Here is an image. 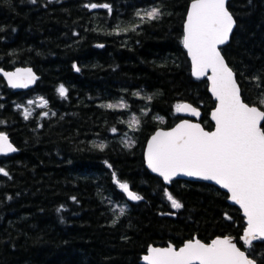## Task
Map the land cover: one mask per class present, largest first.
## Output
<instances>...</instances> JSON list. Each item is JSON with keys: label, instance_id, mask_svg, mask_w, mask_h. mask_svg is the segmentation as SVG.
Instances as JSON below:
<instances>
[{"label": "trees", "instance_id": "16d2710c", "mask_svg": "<svg viewBox=\"0 0 264 264\" xmlns=\"http://www.w3.org/2000/svg\"><path fill=\"white\" fill-rule=\"evenodd\" d=\"M191 1L0 0V68L30 66L39 76L26 92L0 80V133L18 150L0 156L9 174H0V264H142L150 246L224 236L264 264L263 241L240 242L244 217L225 192L184 180L167 186L144 165L148 138L182 119L177 104L196 106L213 128L207 81L192 77L182 43ZM153 7L160 17L142 22L137 13ZM228 8L236 27L222 53L243 100L264 110V0H230ZM41 98L46 107L37 106ZM120 103L127 107H102ZM101 143L103 151L94 147ZM113 173L143 199L128 200Z\"/></svg>", "mask_w": 264, "mask_h": 264}, {"label": "snow or ice", "instance_id": "6c2138e0", "mask_svg": "<svg viewBox=\"0 0 264 264\" xmlns=\"http://www.w3.org/2000/svg\"><path fill=\"white\" fill-rule=\"evenodd\" d=\"M85 7L94 9L108 6L91 4ZM161 14L156 7L137 13L142 22L145 19H158ZM234 24V18L226 8V0H192L182 43L191 58L193 76L197 79L207 76L211 83L210 90L218 102L212 113L215 131H205L200 124L187 120L171 131H158L148 143L146 160L148 168L162 177L165 184L183 175L213 181L226 189L231 200L239 205L246 217L247 228L242 239L250 248L252 240L264 239V127L261 126L264 110L249 106L242 100L234 73L219 50V46L228 41ZM128 30L135 31V27L125 29ZM116 34L119 35V31ZM3 75L11 88H27L37 79L31 69H17ZM58 93L61 98H67V90L63 85L59 87ZM147 99L150 101L151 97ZM32 103L29 101V104ZM260 104L264 105V98H261ZM37 106L46 107L47 102L41 98ZM102 107L117 110L127 105L107 104ZM176 112H187L196 117L200 115L196 108L188 104H177ZM144 114L147 115V112ZM23 115L28 120L30 109L25 108ZM139 123L137 117L133 116L129 127L136 131ZM94 147L103 151L106 145L94 144ZM16 151L9 137L0 133V155ZM0 174L9 175L4 168H0ZM113 181L128 200L143 199L130 190L127 182H121L115 173ZM164 194L173 209L183 207L167 189ZM120 215H124L123 208L120 209ZM143 260L145 264H254L228 237L214 239L211 243L193 239L179 249L172 245L165 248L150 247Z\"/></svg>", "mask_w": 264, "mask_h": 264}, {"label": "water", "instance_id": "95a60500", "mask_svg": "<svg viewBox=\"0 0 264 264\" xmlns=\"http://www.w3.org/2000/svg\"><path fill=\"white\" fill-rule=\"evenodd\" d=\"M229 1H230V0H226V8H227L228 11H229V8H228V3H229ZM191 2H192V1H191ZM191 2L189 3V6H188V8H187V12H186V15H185V20H184V23H183V35H184V25H185V22H186L187 14H188V12H189V10H190ZM229 12H230V11H229ZM230 14H231V12H230ZM231 15H232V14H231ZM232 16H233V15H232ZM233 18H234V17H233ZM234 21H235V18H234ZM235 27H236V21H235V24H234L233 30H232V32H231L230 35H229V39H228V41H227L225 44L219 46V50H220V52H221V55H222V57L224 58L225 63H226L227 65H228V63H227V61H226V59H225V57H224V55H223V53H222V48H224L227 44H229V42H230V40H231V37H232V34H233L234 30H235ZM183 48H184V47H183ZM184 50L186 51L187 58H188V60L190 61V68H191V74H192V61H191L190 56H189L188 53H187V50H186L185 48H184ZM228 67L233 71V69H232L229 65H228ZM17 69H22V70L31 69L32 73L37 77L36 81H35L33 84H31L29 87H27V88H11V87L8 85L7 79L5 78V76L3 75V73H5V72H15ZM233 73H234L235 80H236V82H237L236 74H235L234 71H233ZM209 75H210V73H209ZM192 77H193L194 79H197L195 76H193V74H192ZM0 79H3V81L5 82V84L7 85V87H8L9 89H11L12 91H14V92H25V91H29V90L33 89V88L36 86V83H37V81H38V79H39V76L37 75V73L35 72V70H34L32 67H30V66H19V67H15L14 69H10V70H5V69H3V68H0ZM197 80H206V81H207V84H208V93H209V95L211 96L213 102L215 103L213 109L210 111V114H209V120H210V122L213 124V128H212L211 130H208V129L204 128L203 124L201 123L202 112H201V110H200L199 108H197L196 106H194V105H192V104H190V103H188V102H183V103H181V104H188V105H191L193 108H196L197 111L200 113L199 117L192 116V115L188 114L187 112H179V113H178L179 116L182 117V119H181L179 122H177L175 125H173V126L170 127V128H158V129L155 130V132H154V133L148 138V140H147V142H146V144H145L143 158H144V165H145V168L149 171V173L152 174V175H154V176L159 177L162 181H163V178H162V177L158 176L156 173H153V172L151 171V169L148 168V166H147V160H146V153H147L148 143H149V141L151 140L152 136H154V135L156 134V132H158V131H163V132L171 131V130H172L173 128H175L178 124H180L181 122H183V121H185V120L189 121L190 123H198V124H200V126H201L205 131H208V132L215 131V121L212 119V113H213V111H215L218 102L216 101L215 97L213 96V94H212V92H211V90H210V88H211V83H210V81L207 79V76L202 77V78L197 79ZM237 85H238V87H239V89H240V86H239L238 82H237ZM240 93H241V89H240ZM241 98H242V100H243L242 95H241ZM243 101H244V100H243ZM244 102H245V101H244ZM245 103H246V102H245ZM247 104H248V103H247ZM248 105H249V104H248ZM249 106H255V107H257L259 110H262L261 108H259V107L256 106V105H249ZM263 122H264V121L261 122V126H262ZM9 141H10V143H12L11 140H10V138H9ZM12 145L16 148V146H15L13 143H12ZM16 149H17V148H16ZM17 151H18V150H17ZM17 151H16V152H17ZM16 152H14V153H16ZM14 153H9L8 155H0V156H2V157H7V156H10V155H12V154H14ZM174 180H184V181H189V182H201V183H207V184L214 185V186H216L217 188H219L221 191L225 192V193L227 194V196H228V198H227L228 203H229L230 205H232V206H236V207L240 210L241 215L244 217L245 229H244V231H243L242 236L240 237V242H241L244 246H246V245L244 244L243 239H242V238H243V235H244V232H245V230H246V228H247V220H246V217L244 216V214H243V210L239 207V205L235 204V203L231 200V198H230V193H228L226 189L221 188L219 185H217V184H216L215 182H213V181H204V180H201V179H198V178H195V177H187V176H183V175H181V176H177V177H175L172 181H174ZM163 183H164V181H163ZM164 184H165V183H164ZM165 185L169 186L170 184H165ZM225 237L231 238L232 241H233V243H235V244L237 245V247L240 248L239 245H238L237 240H236L234 237H230V236L215 237V238H213L212 240L217 239V238H225ZM193 239H198V238H197V237H194ZM193 239H192V240H193ZM212 240H211V241H212ZM188 241H190V240H188ZM188 241H186V242H188ZM211 241L208 242V243H211ZM257 241H263V242H264V239H255V240H252V243H251V244L256 243ZM186 242H184V243H186ZM201 242H203V241H201ZM204 243H205V242H204ZM169 245L174 246L173 244H168L167 246H150V247L165 248V247H168ZM183 245H184V244H183ZM183 245H182V246H183ZM182 246H180V247H182ZM150 247H149V248H150ZM174 247H175V246H174ZM180 247H178L177 249H179ZM246 247H248V246H246ZM149 248H148V249H149ZM175 248H176V247H175ZM148 249H147L146 253H145V254L142 256V258H141V261H140V262H141L142 264H145V261L143 260V257H144L145 255H147V253H148ZM240 249H241V248H240ZM241 250H242V249H241ZM242 251H244V250H242ZM244 252H245V251H244ZM245 253H246V252H245ZM246 255H247V253H246ZM247 256H248V255H247ZM248 258L251 259V260H253V259H252L251 257H249V256H248ZM253 261H254V260H253ZM254 264H257L256 261H254Z\"/></svg>", "mask_w": 264, "mask_h": 264}]
</instances>
